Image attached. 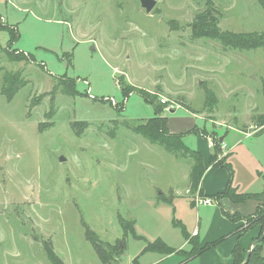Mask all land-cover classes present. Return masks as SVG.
<instances>
[{"label":"rangeland","instance_id":"obj_1","mask_svg":"<svg viewBox=\"0 0 264 264\" xmlns=\"http://www.w3.org/2000/svg\"><path fill=\"white\" fill-rule=\"evenodd\" d=\"M155 1L146 13L139 0H0V89L4 77L24 83L10 102L0 92V264H51L47 240L61 264H101L86 229L103 243L124 238L112 264L158 257L141 253L156 239L183 242L192 161L134 133L154 107L169 132L193 120L179 135L194 151L230 126L258 129L264 48L190 26L212 5L220 31L264 35L258 0ZM119 219L139 238L122 237Z\"/></svg>","mask_w":264,"mask_h":264},{"label":"crops","instance_id":"obj_2","mask_svg":"<svg viewBox=\"0 0 264 264\" xmlns=\"http://www.w3.org/2000/svg\"><path fill=\"white\" fill-rule=\"evenodd\" d=\"M187 128H180L170 133L180 134L194 126L193 120ZM226 135L220 137L222 156L232 169L231 186L239 194L258 193L263 187L264 179V126L262 133L245 132L235 127H229ZM200 138H204L202 135ZM205 139V138H204ZM206 140V148L199 147L203 157L204 172L198 189L194 192L190 190V184L186 187L185 193L191 195V206L189 211H193V223L187 230L181 222L183 229L189 235L204 246L214 244L213 247L201 253L197 258H186L185 254L179 251H189L191 244L182 237L183 242L177 247H171L175 251L169 255L156 252L158 257L145 261L146 254L131 264H233V249L237 246L242 251H248L251 245L259 238L261 226L256 225L244 230L247 223L243 219L231 221L223 215V210L231 215L240 217H253L257 211L259 203L253 200L236 204L226 198L216 199V196L223 193L229 181L228 172L223 168L214 167L210 164L209 158L213 154V147L210 140ZM254 145V146H253ZM258 148L259 151L255 149ZM193 165V163H192ZM191 165V167H192ZM191 167L189 169L191 170ZM189 178V174L187 175ZM190 181V178H189ZM200 198L211 199L212 205L205 206L197 204ZM193 208V209H192ZM178 223V222H177ZM183 223V222H182ZM244 230V232H243ZM182 233V232H181ZM262 255L264 256V243L262 244Z\"/></svg>","mask_w":264,"mask_h":264},{"label":"trees","instance_id":"obj_3","mask_svg":"<svg viewBox=\"0 0 264 264\" xmlns=\"http://www.w3.org/2000/svg\"><path fill=\"white\" fill-rule=\"evenodd\" d=\"M262 9H264V0H258ZM217 15L218 11L213 8V6L207 7L204 12L198 13L195 15L193 22L190 24L192 35L197 38H208L212 37L221 41L223 44L236 48V49H246V50H254L256 48H264V35L257 34H246L237 36L232 35L227 32H222L219 30L217 26ZM7 58L9 61H23V55L15 56L14 53H7ZM26 59H31L33 56L30 53H27ZM24 85V83L18 80L16 77H4L3 83L0 89L2 95H4L7 102H10L17 91ZM123 92L125 93V89L123 88ZM126 95V94H125ZM152 104L151 102H149ZM158 111L154 107V115L150 117V119L145 124L137 125L134 128V133L140 134L145 137L149 142L158 144L165 150L170 153H174L180 155V157L188 158L192 161L193 165L191 167L189 178H190V190L196 191L201 181V176L204 172V163L203 157L199 151H194L188 148L183 142L184 135L181 134H173L170 133L167 127V118L159 115ZM255 124L260 127L257 131V134L262 133L261 127L264 126V115H259L255 119ZM213 154L209 158V162L212 166L223 168L228 172L229 181L223 193L216 196V199L226 198L236 204H243V202H247L248 200H253L259 203L257 211L255 212L253 217H240L237 215H231L230 213L225 212L223 215L231 220L238 221L239 219L245 220L247 226L244 227V230L247 228H251L256 225L261 226V231L259 234V238L256 241H259L253 248L249 251V258L245 264H264V256L262 255V244L264 243V238L259 240L264 231V183L260 192L258 193H243L239 194L236 192L234 188L231 186L232 181V169L228 162H225V157L221 159H217V155L221 153L220 143L214 139L212 142ZM264 181V179H263ZM190 205H194L193 202ZM175 225L177 222L174 223ZM119 226L123 231V236L127 234L132 235L135 239H138L135 235V229L133 222L127 223L123 219H119ZM243 230V232H244ZM181 232L185 239L189 241L191 244V248L189 251H179L180 254H185L186 258H197L201 253L207 251L214 244H206L204 246H200L196 239L189 238V235L185 232L184 229H181ZM85 238L88 242H90L92 248H94L97 256L99 257L101 264H112L113 261H117L118 258L121 257L125 250V241L124 238L116 240L115 243H103L99 241L94 232L86 229ZM43 250L45 257L49 259L51 264H61V261L55 256V253L52 249L51 243L47 240L43 242ZM175 250L169 246H167L162 240L156 239L152 244H148L141 253H153L158 252L163 255H169V253H173ZM234 257L233 264H242L248 254V251H242L239 247H235L232 251ZM135 259L133 262L136 263Z\"/></svg>","mask_w":264,"mask_h":264},{"label":"water","instance_id":"obj_4","mask_svg":"<svg viewBox=\"0 0 264 264\" xmlns=\"http://www.w3.org/2000/svg\"><path fill=\"white\" fill-rule=\"evenodd\" d=\"M139 4L141 6V8L146 12V13H150L149 11L152 10L154 8V6L156 5V1L155 0H139ZM264 238V231L263 234L261 236V238L259 240H262ZM259 241H255L250 249L248 250V254L245 258V261L243 262V264H245L248 261L249 258V254H250V250L253 248L254 245H256Z\"/></svg>","mask_w":264,"mask_h":264},{"label":"built area","instance_id":"obj_5","mask_svg":"<svg viewBox=\"0 0 264 264\" xmlns=\"http://www.w3.org/2000/svg\"><path fill=\"white\" fill-rule=\"evenodd\" d=\"M212 200L209 198H200L196 200L197 204L205 205V206H210L212 205Z\"/></svg>","mask_w":264,"mask_h":264}]
</instances>
